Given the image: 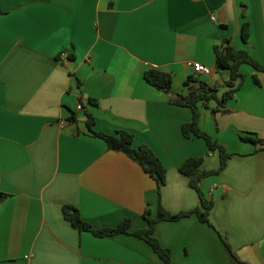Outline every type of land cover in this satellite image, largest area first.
<instances>
[{
  "label": "crops",
  "instance_id": "crops-1",
  "mask_svg": "<svg viewBox=\"0 0 264 264\" xmlns=\"http://www.w3.org/2000/svg\"><path fill=\"white\" fill-rule=\"evenodd\" d=\"M226 38L264 62V0H0V264H166L132 233L80 231L64 208L96 229L130 218L134 232L160 202L171 213L201 207L179 168L203 156V170L218 169L220 156L203 138L184 136L193 112L171 99L188 94L189 61L212 68L202 78L210 85L225 84L215 46ZM150 68L172 74L170 91L145 79ZM242 71L227 113H214V102L201 110L200 127L233 154L200 183L214 202L213 226L196 214L155 226L172 264H264V143L241 139H264V72L247 64ZM88 114L96 131H128L135 147L161 158L160 190L90 132Z\"/></svg>",
  "mask_w": 264,
  "mask_h": 264
},
{
  "label": "trees",
  "instance_id": "trees-1",
  "mask_svg": "<svg viewBox=\"0 0 264 264\" xmlns=\"http://www.w3.org/2000/svg\"><path fill=\"white\" fill-rule=\"evenodd\" d=\"M222 26L226 25L223 24ZM250 33V23L246 21L242 26V39L245 43L249 42ZM215 52L217 71H229V79L225 82L228 89L220 96L218 86L210 85L207 81L203 80L200 75L193 74L185 81V85L188 87V94L183 96L175 93L171 99L173 103L187 106L191 108L193 112L192 120L182 125L184 136L186 138H191L192 136L203 138L206 141L208 150L210 152L217 151L220 156L221 164L218 169L203 170L201 168L204 161L203 156L188 157L179 168L180 172L189 177L191 187L198 192L201 199V207L188 211H181L179 213H171L160 202L156 217H152L150 211H146L144 214L148 221V226L130 232V218L124 219L116 227L96 229L81 217L78 209L67 206L64 208L65 216L71 221L75 228L80 231H91L99 237L120 233H132L148 242V244H150V246H152V248L162 257L166 264H172L171 249L164 247L155 235V226L158 222L163 220L178 221L184 217L196 214L200 220L213 226L210 214L214 207V202L206 196L200 183L203 178L220 173L226 167L228 159L233 154L210 133L200 127L202 106H209L214 102L215 105L212 107L214 113H227L229 111L227 108L228 101L235 97L236 92L241 88L245 80V74L242 71V67L247 64L252 66L256 71L264 72V62L255 59L246 49L235 48L232 45V40L230 38H226L221 43L217 44L215 46ZM254 77L258 82L257 76L255 75ZM145 79L153 86L167 91L171 90L173 83L172 74L156 68L147 69L145 71ZM87 125L93 135L105 140L109 149L123 152L137 162L146 173L157 181L159 190L161 186L166 183L167 169L161 158L146 145L135 147L134 135L132 133L124 130L118 131L116 134L96 131L93 128L94 118L91 114H88L87 116ZM241 139L244 142H249L256 146L260 143H264L263 138L251 133L241 135ZM1 199L2 195L0 194V201ZM227 245L230 248L228 243Z\"/></svg>",
  "mask_w": 264,
  "mask_h": 264
},
{
  "label": "built area",
  "instance_id": "built-area-1",
  "mask_svg": "<svg viewBox=\"0 0 264 264\" xmlns=\"http://www.w3.org/2000/svg\"><path fill=\"white\" fill-rule=\"evenodd\" d=\"M212 20L217 21V16L213 15ZM60 58L62 61H68L69 53L67 51H62ZM188 67H190L194 74L200 76H209L213 73L212 68L200 61H189L187 63ZM82 104L78 105V110H82Z\"/></svg>",
  "mask_w": 264,
  "mask_h": 264
},
{
  "label": "rangeland",
  "instance_id": "rangeland-1",
  "mask_svg": "<svg viewBox=\"0 0 264 264\" xmlns=\"http://www.w3.org/2000/svg\"><path fill=\"white\" fill-rule=\"evenodd\" d=\"M246 67H249V66H246ZM246 69H249V68H246ZM216 75H217V77H220V75H223L225 77V80L229 79V71H227V70H224L221 73H216ZM200 77L203 79L205 78L204 76H200ZM227 89H228V86L226 84H224L223 86L220 85L219 86V95L221 96L223 94V92Z\"/></svg>",
  "mask_w": 264,
  "mask_h": 264
}]
</instances>
